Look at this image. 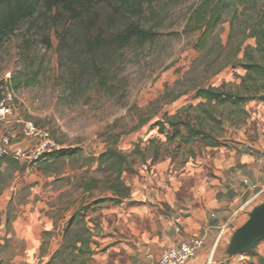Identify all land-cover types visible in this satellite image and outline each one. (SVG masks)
Masks as SVG:
<instances>
[{"label":"rangeland","instance_id":"1","mask_svg":"<svg viewBox=\"0 0 264 264\" xmlns=\"http://www.w3.org/2000/svg\"><path fill=\"white\" fill-rule=\"evenodd\" d=\"M201 1L158 0L154 14L147 9L130 19L157 33L142 47L89 55L75 41L76 32L65 17L40 13L7 40L0 50V91L15 90V115L50 132L58 150L79 153L47 165L0 161V264H47L77 240H88L91 252L78 263L143 262L133 261L136 251L130 249L131 231L125 225L130 211L116 213L110 203L90 206L114 196L115 176L98 162L108 149L129 156L131 165L122 181L130 196L123 202L136 207L147 189L171 187L179 174L222 171L234 152L264 156V80L245 79L239 66L247 61V47L264 65V52L255 50L264 29L259 22L264 0H245L238 17H226L203 49V30L186 29ZM69 28L73 32L68 36ZM44 37L50 39V50ZM34 72H39L34 86L14 88V81ZM209 87L249 100L243 105H202L197 91ZM171 121H189L221 147L168 140ZM158 122L165 124L163 134L155 126ZM12 123L16 130H1L2 136L17 146L12 135L22 133V126L14 119ZM19 137L22 143L24 137ZM164 165L168 168L160 170ZM257 248L264 253V244ZM238 264L251 263L244 259Z\"/></svg>","mask_w":264,"mask_h":264},{"label":"trees","instance_id":"2","mask_svg":"<svg viewBox=\"0 0 264 264\" xmlns=\"http://www.w3.org/2000/svg\"><path fill=\"white\" fill-rule=\"evenodd\" d=\"M158 0H0V50L8 39L16 35L21 24L35 20L36 14L57 15L66 18L67 23L72 24L76 32V42L82 46L86 53L95 55L104 49L123 50L131 45L139 47L152 42L156 37L154 28H145L139 23L129 22L130 19L140 18L147 9L154 14L153 6ZM245 0H202L194 13L191 15L186 27L188 32L203 30L200 47L203 49L207 38L214 33L219 24L225 23L226 17H238L237 9ZM259 22L264 25V5ZM72 28L65 31L71 35ZM257 41L256 51L264 52V29ZM46 48H52L49 37L42 39ZM246 62L239 64L246 72L245 79L264 80V65L255 61L251 53H247ZM101 76V75H99ZM39 72H34L30 77L22 81H14V88H29L37 83ZM2 91H0V99ZM197 97L204 101L202 105H243L249 99L230 92H223L218 88H202L197 91ZM209 114L208 111H206ZM209 119L216 124L219 122L214 116ZM173 133L167 134V139L174 141L179 139L182 145H192L202 142L206 147L219 148L221 143L211 137L207 132L191 125L189 121L169 122ZM161 134L165 131V124H155ZM183 128V131L180 129ZM79 151L73 149H60L44 153L38 163L44 165L66 160L78 155ZM12 159L5 157L0 161ZM14 160V159H13ZM16 161V160H15ZM18 162V161H17ZM99 165L106 171L113 173L115 183L112 185L113 197L100 198L90 206L97 207L110 203L119 206L130 196V188L122 181V175L131 165L129 156L117 149H108L98 158ZM118 196V198H116ZM84 208V210H86ZM85 212V211H83ZM84 216V213H83ZM74 218V217H73ZM78 243H81L78 246ZM264 241L260 242V245ZM259 245V246H260ZM88 240H77L71 248L64 246L47 264H84L79 262L86 255H90ZM249 261L256 260L257 264H264V253L258 248L245 255Z\"/></svg>","mask_w":264,"mask_h":264},{"label":"crops","instance_id":"3","mask_svg":"<svg viewBox=\"0 0 264 264\" xmlns=\"http://www.w3.org/2000/svg\"><path fill=\"white\" fill-rule=\"evenodd\" d=\"M12 122L13 119H9L0 127V140L1 130H16ZM20 134L12 135L17 136V147L25 144V141L21 143ZM167 168L168 165H164L159 169ZM220 168L222 171L208 175L179 174L178 180H172L171 187H151L144 193L139 207L124 202L113 205L118 210L116 213L123 209L130 211L125 225L131 231L130 249L136 251L133 261L140 263L149 253L159 256L166 248L202 237L204 247L186 264H238L244 259L251 264L255 262L249 261L246 254L226 259L225 250L232 234L247 221L249 212L264 202V194L256 196L243 184L244 179H249L264 188L263 153L234 152Z\"/></svg>","mask_w":264,"mask_h":264},{"label":"built area","instance_id":"4","mask_svg":"<svg viewBox=\"0 0 264 264\" xmlns=\"http://www.w3.org/2000/svg\"><path fill=\"white\" fill-rule=\"evenodd\" d=\"M15 98L16 92L13 88L7 87L2 91L0 127L6 125L9 119H14V124L22 126V135L27 145L25 147L23 145L20 147L13 146L10 137H2L0 140V160L10 157L27 166L36 165L44 153L58 150V146L50 132L38 128L32 121H22L17 118L15 115ZM243 184L249 190L254 191L256 196L264 194V188L249 179H244ZM203 247L204 238L194 237L176 246L166 248L159 256L153 253L147 254L141 264H186L195 259Z\"/></svg>","mask_w":264,"mask_h":264},{"label":"water","instance_id":"5","mask_svg":"<svg viewBox=\"0 0 264 264\" xmlns=\"http://www.w3.org/2000/svg\"><path fill=\"white\" fill-rule=\"evenodd\" d=\"M264 241V202L255 206L247 221L231 236L225 250L226 259L242 256Z\"/></svg>","mask_w":264,"mask_h":264}]
</instances>
